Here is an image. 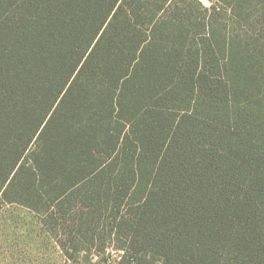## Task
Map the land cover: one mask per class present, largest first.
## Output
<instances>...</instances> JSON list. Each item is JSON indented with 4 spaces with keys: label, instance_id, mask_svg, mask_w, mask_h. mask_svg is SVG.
Masks as SVG:
<instances>
[{
    "label": "trees",
    "instance_id": "trees-1",
    "mask_svg": "<svg viewBox=\"0 0 264 264\" xmlns=\"http://www.w3.org/2000/svg\"><path fill=\"white\" fill-rule=\"evenodd\" d=\"M210 2L0 0V202L116 264H264V0Z\"/></svg>",
    "mask_w": 264,
    "mask_h": 264
},
{
    "label": "rangeland",
    "instance_id": "rangeland-1",
    "mask_svg": "<svg viewBox=\"0 0 264 264\" xmlns=\"http://www.w3.org/2000/svg\"><path fill=\"white\" fill-rule=\"evenodd\" d=\"M45 212L0 202V264H116L120 259V251L110 243L109 227L101 239L96 233L91 240H81L65 230V220L51 221Z\"/></svg>",
    "mask_w": 264,
    "mask_h": 264
}]
</instances>
